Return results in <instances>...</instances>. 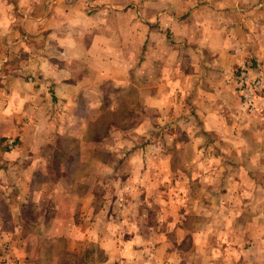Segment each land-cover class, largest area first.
I'll return each instance as SVG.
<instances>
[{"label":"crops","instance_id":"1","mask_svg":"<svg viewBox=\"0 0 264 264\" xmlns=\"http://www.w3.org/2000/svg\"><path fill=\"white\" fill-rule=\"evenodd\" d=\"M158 14L159 26L155 27L152 22ZM262 16L264 0H0V247L10 240L12 260L25 259L24 241L18 233L20 208L44 203L45 197L47 204L52 197L68 199L72 190L69 184L65 188L61 182L38 179L40 169L54 160L55 148L50 146L55 129L60 128V115L69 119L73 104L88 95L95 97L82 103L100 108L101 102L93 103L118 89L156 90L144 98V112L166 111L171 106L181 109L180 92L197 90V96L208 99L205 105L201 99L191 107L203 116L200 128L204 133L220 134L229 124L233 85L228 79L239 54H232L230 48L245 50L246 39L253 36L252 52L264 55L261 34L245 31L252 18L262 33ZM164 33L169 38L162 39L161 45L153 44L152 39L163 38ZM154 66L158 78L151 85ZM157 122H161L159 116L146 113L138 131H150ZM9 138L16 140L13 148L7 145ZM60 171L58 179L64 182L65 164ZM257 171V167H244L236 188L224 185L228 195L237 189L241 196L230 199L239 204L228 202L221 191L217 195L222 200L218 206L226 211L231 208L228 223L240 225L238 231L218 226L210 232L209 225L208 231L199 226L191 231L181 229L176 237L180 243L189 234L206 240L203 246L196 245L204 260L194 258L189 264H264V208L254 198L264 185L257 182ZM92 185L84 189L92 191ZM48 190L50 196H46ZM77 201L69 214L55 219V235L70 236L74 243H98L105 250V264H139L138 255L147 248H139L137 255L132 250L142 235L124 236L127 241H121V235L102 232L98 214L90 215L92 196ZM233 235L239 247L232 246ZM152 238L149 234L148 242ZM159 241L153 253L161 263L170 264L165 259L166 241L162 237ZM74 249H67L68 253H75ZM142 260V264L152 261L147 253ZM179 261L174 264H184Z\"/></svg>","mask_w":264,"mask_h":264},{"label":"rangeland","instance_id":"2","mask_svg":"<svg viewBox=\"0 0 264 264\" xmlns=\"http://www.w3.org/2000/svg\"><path fill=\"white\" fill-rule=\"evenodd\" d=\"M262 20L264 22V16ZM159 21L158 14L152 24L159 26ZM248 23L250 25L245 27L247 34H261L264 38V30L260 33L252 18ZM153 32L159 35V31ZM167 38L168 33H164L163 38L158 36L152 42L161 45L162 39ZM250 39H246L248 45L245 50L239 46L230 48L232 54H239L228 79L233 85V99H230L231 107H228L231 112L227 119L229 124L220 134L204 133L200 128L203 116L191 107L197 106L201 99L205 105L208 99L197 96V90L180 92L178 99L181 109L171 106L166 111L152 109L151 112H144V98L149 92L156 93V90L118 89L107 94L105 99L100 98L93 103L101 102L99 109L82 103V100H93L95 97L88 95L80 100V104H73L69 119L60 115V128L55 129L54 143L50 146L55 148L54 160H50L47 168L40 169L38 179L40 182L48 181L47 178L61 182L58 184H63L65 188L69 184L72 190L69 196L61 192L68 199L61 197L55 200L52 197L47 204L45 197L44 203L37 201L20 208L22 221L18 223V233L24 241L25 259L12 260L11 242L7 239L1 243L0 264L8 260L12 261L11 264H103L106 254L98 243L80 244L78 240L74 243L70 236L54 233L57 216L69 214L68 210L73 208L77 200L90 196L93 205L91 202L89 214H93L92 218L98 214L102 232L114 233L117 237L121 235V241H127L125 238L133 234L142 235L141 239L145 243L135 239L132 250L137 255L139 248H147L142 255L139 253V264L143 263L142 258L146 253L152 260L147 263L162 262L153 253L156 244L162 242L159 241L160 237L166 241L165 259L170 264L179 260L189 264L194 258L201 261L203 256L196 251V245L203 246L206 240L188 233L180 243L176 237L180 235L181 229L191 231L199 226L205 231L214 232L218 226H223L231 228L232 232L238 231L240 225L228 223L230 215L227 214L231 208L226 211L216 203L222 201L217 197L220 191L225 194L229 191L224 185L230 183L228 188L231 185L236 188L241 181L240 170L244 167H257L256 180L264 185V88L258 94L254 106L243 104L235 88V74L242 65L264 62V55L252 52L254 37ZM157 78L158 69L154 66L149 84H156ZM146 113L153 118L159 116L161 122L154 123L150 131H138ZM63 123L66 125L61 127ZM243 137L244 140H241ZM249 152L254 156L245 157ZM63 153H67L68 158ZM64 164L70 176L65 171L63 182L59 179L62 177L60 168ZM80 181L89 186L93 184L92 191L84 189L89 186H82ZM236 190L224 198L237 204L230 199L241 196ZM47 193L49 196L52 194L51 190L46 192V196ZM254 198L261 200L260 204L264 208V190H259ZM75 210L77 215L76 206ZM248 210L252 212L253 208ZM80 213L83 214L84 209ZM149 234L153 238L148 242ZM205 234L208 236V233ZM232 237V246L239 247L240 242L234 235ZM73 247L75 253H68ZM148 248L152 250L148 251Z\"/></svg>","mask_w":264,"mask_h":264},{"label":"built area","instance_id":"3","mask_svg":"<svg viewBox=\"0 0 264 264\" xmlns=\"http://www.w3.org/2000/svg\"><path fill=\"white\" fill-rule=\"evenodd\" d=\"M235 88L243 104L254 106L258 94L264 88V62L242 65L235 74ZM14 144L13 138L8 139L9 148H12Z\"/></svg>","mask_w":264,"mask_h":264}]
</instances>
